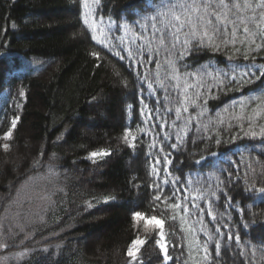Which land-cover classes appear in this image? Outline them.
Returning a JSON list of instances; mask_svg holds the SVG:
<instances>
[{"label": "trees", "instance_id": "16d2710c", "mask_svg": "<svg viewBox=\"0 0 264 264\" xmlns=\"http://www.w3.org/2000/svg\"><path fill=\"white\" fill-rule=\"evenodd\" d=\"M168 3L0 0V264H264V36L169 54Z\"/></svg>", "mask_w": 264, "mask_h": 264}, {"label": "snow or ice", "instance_id": "6c2138e0", "mask_svg": "<svg viewBox=\"0 0 264 264\" xmlns=\"http://www.w3.org/2000/svg\"><path fill=\"white\" fill-rule=\"evenodd\" d=\"M165 7L167 12L159 14L170 15L174 23L170 21L171 26L166 24L164 30L158 29L157 31L160 32V46L167 47L169 54L176 48L177 44L184 47L190 41L196 43L207 42L218 47L219 44L227 45L231 43L235 45L238 40L243 43L256 35L264 36V0H169ZM181 36H183V40ZM251 42L255 43V40L252 39ZM178 55L182 56L183 53L179 52ZM129 57H131V53H129ZM245 75L249 74L245 73ZM261 75H264V73H261ZM235 79L234 76L233 80ZM21 95H23V92H21ZM184 111H187V109L185 108ZM177 116H179V109H177ZM15 123L16 120L14 119L12 122L13 128ZM251 134L253 136L257 135L255 132ZM259 134L264 135V128L261 129ZM10 135L11 133H7L4 138L8 139ZM3 147L7 149L9 146L4 145ZM91 155L95 157L97 155H107V153H92ZM260 191L264 193V188ZM159 198V196L156 197V199ZM175 206L179 207V205ZM193 206L195 207V205ZM208 214L211 215V212ZM133 219H143V216L140 212H134ZM148 225L161 228V239H163L162 221L152 217L146 221V226ZM229 239H232V237H229ZM239 240L240 237L237 236L236 241L239 242ZM137 243L142 244L143 241L132 242L133 245ZM161 249L167 257L166 248L162 245ZM127 254L129 256L134 255L131 246ZM216 255L220 256L219 244L216 245Z\"/></svg>", "mask_w": 264, "mask_h": 264}, {"label": "rangeland", "instance_id": "374dc122", "mask_svg": "<svg viewBox=\"0 0 264 264\" xmlns=\"http://www.w3.org/2000/svg\"><path fill=\"white\" fill-rule=\"evenodd\" d=\"M40 189V188H39ZM22 190V189H21ZM25 190H27V189H25ZM25 190H22V193H25V194H23L24 195V197L22 198V201L23 202H30V204H29V206H32V207H38L39 206V202H40V199L41 198H43V195L41 194V195H39L40 194V191L39 192H37V190H35V191H33V193L32 192H29V193H26L25 192ZM41 190V189H40ZM26 196V197H25ZM27 206V205H26ZM143 220H144V222L146 223V221H148V220H150V219H144L143 218ZM137 241H141V240H137ZM165 246V244L164 243H162L161 244V246ZM132 251H133V254L134 255H132V256H130L131 257V260H132V262H134L135 260H136V257H137V253H138V251H139V249H140V247H141V244L140 243H137V244H135V245H133L132 244ZM163 253H164V251H162ZM165 254V253H164Z\"/></svg>", "mask_w": 264, "mask_h": 264}]
</instances>
